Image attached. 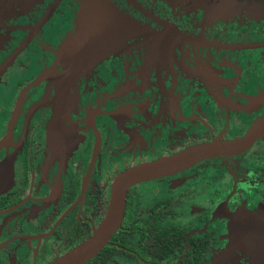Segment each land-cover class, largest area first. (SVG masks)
Here are the masks:
<instances>
[{
  "label": "flooded vegetation",
  "instance_id": "obj_1",
  "mask_svg": "<svg viewBox=\"0 0 264 264\" xmlns=\"http://www.w3.org/2000/svg\"><path fill=\"white\" fill-rule=\"evenodd\" d=\"M85 1L0 0V264H51L157 168L83 264H264V128L218 151L264 120V0H101L141 29L71 74Z\"/></svg>",
  "mask_w": 264,
  "mask_h": 264
},
{
  "label": "water",
  "instance_id": "obj_2",
  "mask_svg": "<svg viewBox=\"0 0 264 264\" xmlns=\"http://www.w3.org/2000/svg\"><path fill=\"white\" fill-rule=\"evenodd\" d=\"M251 1L252 0H222V2H225V4H234L241 2L249 3ZM253 1L259 2L262 0ZM94 2L99 3L105 10L115 11L107 2H101V0H95ZM205 2L207 6L209 5L210 9H213L214 11L218 10V7L216 6V4H218L217 0H205ZM97 13H99L98 9ZM85 17L86 20H89L87 15H85ZM103 18L105 17H102V19ZM123 19L126 22L122 24L123 28H130L129 26H127V24L129 23L128 19L124 18V16ZM89 22L91 23L90 26L81 21L79 25V32L76 37L73 40L69 39V41L64 46V52L70 59L69 68L71 74L75 72L76 68L80 69L87 63L97 61V59L104 57L103 51L95 53L90 52V47L93 46L97 38H101L100 34L102 29L112 27H109L108 22H106L104 26L92 27V20H90ZM76 64H78V67L76 66ZM263 128L264 120H261L245 137L236 141L218 143V151H233L240 150L243 147H246L247 145L252 143L259 134H262ZM159 169L160 168H157L156 171ZM156 171H145V173L143 171L132 170L118 177L114 183L109 210L99 229L95 231V234L92 237L79 244L77 247L73 248L66 254L57 258L51 264H83L87 260L95 256L106 245L111 235L118 229L121 224L124 213L125 193L128 185H130L132 182L137 181L142 176L150 175Z\"/></svg>",
  "mask_w": 264,
  "mask_h": 264
},
{
  "label": "rangeland",
  "instance_id": "obj_3",
  "mask_svg": "<svg viewBox=\"0 0 264 264\" xmlns=\"http://www.w3.org/2000/svg\"><path fill=\"white\" fill-rule=\"evenodd\" d=\"M97 9L99 10V13H97ZM82 11L83 13H81V16H80L79 25H80V22L83 21L86 25L90 26L91 23L89 21L92 20V24H93L92 27L104 26L106 22H108L109 27H112V28L102 29L101 34H100L101 38H97L93 46L90 47V52L95 53V52L103 51V56L105 57L109 54L110 50L114 47V45L117 44L116 41L114 40L115 36L124 37L128 35L129 33H131L132 30L141 29V26H140L141 24L138 23V21L132 19L133 21L132 22L128 18L127 19L129 23L127 24V26H129L130 28H123L122 24L126 22L124 21L123 15H121V13H119L118 11L105 10L99 3H96L94 1L93 2L85 1L82 7ZM85 15L88 16L89 20H86ZM102 17H105V18L102 19Z\"/></svg>",
  "mask_w": 264,
  "mask_h": 264
}]
</instances>
